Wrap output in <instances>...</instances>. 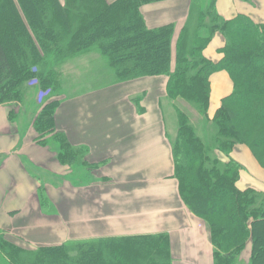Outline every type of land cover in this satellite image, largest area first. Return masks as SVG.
I'll return each instance as SVG.
<instances>
[{
	"label": "trees",
	"instance_id": "obj_1",
	"mask_svg": "<svg viewBox=\"0 0 264 264\" xmlns=\"http://www.w3.org/2000/svg\"><path fill=\"white\" fill-rule=\"evenodd\" d=\"M63 1L0 0V106L18 103L22 84L33 79L43 94L51 91L54 76L45 69L52 57L60 64L98 53L118 83L164 76L170 100H184L215 125L207 144L194 136L188 115L178 111L177 132L173 139L167 135L180 199L207 224L213 264H232L248 242V264H264V192L240 190L239 164L212 156L215 151L228 157L243 145L264 169V24L243 15L224 20L215 0H189L187 19L174 39L175 24L150 28L141 14L142 6L168 0ZM127 32L130 37L120 38ZM215 33L224 44L213 62L203 51ZM121 39L136 42L130 55L121 49ZM218 71L229 75L233 89L209 118V78ZM59 103L45 102L32 128L38 144L51 137L59 158L70 164L76 153L55 129ZM39 198L46 209L42 191ZM2 252L9 264H173L166 233L72 240L33 250L9 243L0 233Z\"/></svg>",
	"mask_w": 264,
	"mask_h": 264
},
{
	"label": "crops",
	"instance_id": "obj_2",
	"mask_svg": "<svg viewBox=\"0 0 264 264\" xmlns=\"http://www.w3.org/2000/svg\"><path fill=\"white\" fill-rule=\"evenodd\" d=\"M189 6V0H168L142 6L141 14L150 28L176 26L187 19ZM215 9L224 20L243 15L264 24V0H215ZM223 44L222 35L215 33L203 54L216 62ZM165 85L164 76H155L101 85L77 82L71 96L62 92L55 129L76 153L70 164L59 158L56 145H48L51 137L44 146L36 142L32 125L39 108L22 117L10 116L9 108L0 106V233L29 249L166 233L174 264H211L208 240L199 220L185 209L173 177L160 101ZM210 86L214 111L233 83L220 71L211 76ZM231 158L248 162L264 177L246 147L238 145ZM241 182L238 188L257 187ZM258 190L264 192V187Z\"/></svg>",
	"mask_w": 264,
	"mask_h": 264
},
{
	"label": "rangeland",
	"instance_id": "obj_3",
	"mask_svg": "<svg viewBox=\"0 0 264 264\" xmlns=\"http://www.w3.org/2000/svg\"><path fill=\"white\" fill-rule=\"evenodd\" d=\"M59 1L64 2L63 0H59ZM112 1H114V0H112ZM112 1H108V2H112ZM73 6H74V4L72 5V7ZM79 7H81V6H79ZM82 8H83V6H82ZM70 9H71V7H70ZM73 12L75 13V10H72V11L70 10L69 11L70 15L74 14ZM77 21L78 20L75 19L74 23H77ZM184 23L185 22H183L180 25H176V32H175L174 39L178 36V33H179L180 29L183 27ZM129 34L130 33H128V32H127V34L124 33L123 35L120 36V38H124L125 36H129ZM121 41H122V43L120 45L121 49L126 51L128 53V55H130L129 50L132 49L136 45V42L135 41H129V40L126 41V40H122V39H121ZM174 58H175V52L173 50V63H174ZM51 59H53V60H51V62H52L51 65L50 66L47 65V67L45 69V72L47 75L52 74V76H54V84L51 86L52 88L50 87L51 91H49L47 94H43V92L39 86V82L35 79L30 80L29 82H27L25 84H22L24 86L20 92L22 99L18 103L7 106L9 108V115L10 116L18 114L20 116L23 115L22 117H24V116L29 115L28 113H31V111H33V109L35 107H36V109L39 108V110H40V108L43 106V104L45 102H51L54 100H56V101L58 100L60 102L62 92L67 94V96H71L73 94V85H75L77 82H83V81H88L90 83L96 82L99 85L106 84L109 82H115V83L117 82L113 72L107 67L104 60L101 58V56L98 53H95V52L87 53V54L80 55L76 58H69L67 61L60 63V64L54 62L53 57ZM218 72H220V71H218ZM215 73H213V74H215ZM211 76H210V78H211ZM210 78H209V82H210ZM165 89H166V85H165ZM231 92H232V90H231ZM210 96H211V86H210ZM210 96H209V100H210ZM160 101H161V111H162V114L165 118L167 130L169 131V137H171L173 139L176 132H177L178 116H179L178 111H180V112L188 115L187 117L189 119V123H190L191 127L193 128L194 136L196 138H198L200 141H204L205 143L209 144V142L211 141V138H212L211 132L214 133L215 125L212 123L206 122L198 114L197 109H195L192 105L187 104L184 100H180V99H177L175 101L170 100L166 96V91H165V96H163ZM221 102H222V100H221ZM220 105H221V103H220ZM220 105H219V107H220ZM217 109H215L214 111H210V101H209V108L207 110L208 117L212 118ZM49 144L54 145L52 140H51V142L50 141L48 142V145ZM241 146H243V145H241ZM244 147H246V146H244ZM235 149L236 148H234V150ZM246 151H248V153L251 154L252 163L257 167V169L259 171L264 172V169L259 165L257 160L252 155L251 151L247 147H246ZM232 153H230V155L227 157L223 154H220V153L214 151L212 156L218 158L222 162H227L229 159H232L231 158ZM238 164L241 168V172H240V181H242L241 185L243 183H245L246 185H249L251 183H256V185H257V187L255 186V190L257 189L256 191H259L258 188L264 187V177L258 175L255 171H252L251 168H249L248 162L243 161V162H240ZM237 187H239V186H237ZM248 188L249 187H247V189ZM239 189L245 190V189H242L241 186ZM260 192H262V191H260ZM199 223H200L201 227L199 228V226H198V228L200 230H203L202 233H204L206 239L208 240L209 255L211 256V264H213L212 247H211V243H210V239H209V228H208L207 224L204 223L203 221L199 220ZM1 235H2L3 239H5L9 243H11L17 247H20V248L26 249V250H33V249H29L27 246L23 247L22 245H25V244H21L18 241H17L18 245H16L13 241V238L11 240V239H8L7 236L4 235L3 233H1ZM202 240H203V238H202ZM169 244H170V239H169ZM250 249H251V244H250V242H248L245 250L239 256L234 257L232 264H248L249 263V257H250ZM70 254L74 255V253L72 254V252ZM170 254H171V257L173 260V255L171 252V245H170ZM209 259H210V257H209ZM179 263H181V261H178L177 264H179ZM0 264H9L8 259L6 258L5 254L3 252L0 253Z\"/></svg>",
	"mask_w": 264,
	"mask_h": 264
},
{
	"label": "bare ground",
	"instance_id": "obj_4",
	"mask_svg": "<svg viewBox=\"0 0 264 264\" xmlns=\"http://www.w3.org/2000/svg\"><path fill=\"white\" fill-rule=\"evenodd\" d=\"M34 122V121H33Z\"/></svg>",
	"mask_w": 264,
	"mask_h": 264
}]
</instances>
